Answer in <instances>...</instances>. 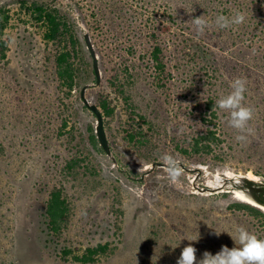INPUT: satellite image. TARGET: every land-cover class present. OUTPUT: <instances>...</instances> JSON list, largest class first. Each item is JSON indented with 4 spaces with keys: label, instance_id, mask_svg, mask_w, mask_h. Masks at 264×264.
I'll list each match as a JSON object with an SVG mask.
<instances>
[{
    "label": "rangeland",
    "instance_id": "1",
    "mask_svg": "<svg viewBox=\"0 0 264 264\" xmlns=\"http://www.w3.org/2000/svg\"><path fill=\"white\" fill-rule=\"evenodd\" d=\"M32 3L56 8L81 42L72 91L57 78L56 47L28 12ZM0 8L11 17L0 35L8 44L7 59L0 58V264H80L73 256L99 244L109 249L94 264H177L188 244L197 260L232 248L238 226L264 238L258 220L230 209L250 204L235 196L247 185L236 188L237 178L264 185V0H0ZM233 10L245 13L244 23L214 25ZM201 15L212 26L198 33L191 18ZM85 34L98 57L99 84ZM156 45L165 65L160 76ZM236 77L246 78L245 103L253 109L246 142L236 140L227 110L214 106ZM86 85L104 117L111 156L91 140L97 119L81 99ZM210 102L222 143L196 155L194 139L214 128L202 121L210 119ZM132 127L144 145L128 141ZM166 154L183 162L176 182L153 167ZM54 187L64 190L70 214L50 243L42 222Z\"/></svg>",
    "mask_w": 264,
    "mask_h": 264
},
{
    "label": "trees",
    "instance_id": "2",
    "mask_svg": "<svg viewBox=\"0 0 264 264\" xmlns=\"http://www.w3.org/2000/svg\"><path fill=\"white\" fill-rule=\"evenodd\" d=\"M25 1H22V7H26ZM28 12L31 13L39 27H43L44 39L48 43H52L56 47L55 53H53V64L57 78L62 87L69 91H72L77 83V71L75 60L77 59L79 49L81 48V42L76 36L71 26L67 23L64 17L59 13L56 8H50L45 4L32 3L27 7ZM9 10L0 8V35H3L10 22ZM8 44L5 40L0 39V58L2 60L7 59ZM162 50L160 46L156 45L153 48V61L156 63V69L159 70V76L165 73V65L161 61ZM51 56V58H52ZM95 75L94 69L92 70ZM96 83V77H95ZM100 107L104 110L105 115L111 116L113 109L105 100H100ZM208 110L210 111V119L203 118V122L214 128H208L206 132L199 134L193 142L191 149L196 155L210 154L221 143V139L218 136L216 124L214 119L217 118V114L214 110L212 102L208 104ZM85 108H87L85 106ZM143 117V116H142ZM90 137L95 145H98L95 130L90 127ZM142 133L133 127L127 130V139L134 146L137 144L144 145L141 141ZM144 143V144H143ZM103 151L102 148H100ZM230 209L233 211L245 212L254 217L264 227V212L256 207L247 203L234 202L230 205ZM70 214V204L64 190L59 187H54L49 194L48 200L43 213V233L46 235L48 242L53 243L55 237H59L67 223ZM109 246L107 244H99L97 247L88 248L86 253L82 256H73V262L80 264H94L98 257L107 253ZM64 256L70 255V252L65 250ZM66 261V258H64Z\"/></svg>",
    "mask_w": 264,
    "mask_h": 264
},
{
    "label": "clouds",
    "instance_id": "3",
    "mask_svg": "<svg viewBox=\"0 0 264 264\" xmlns=\"http://www.w3.org/2000/svg\"><path fill=\"white\" fill-rule=\"evenodd\" d=\"M245 19V13L233 10L229 15L218 14L215 17L214 25L220 29H227L232 25L244 23ZM191 22L196 26L198 33H203L206 28L212 26L203 15L191 18ZM230 87L231 91L227 95L221 96L214 106L220 110H227L228 124L239 131L236 140L246 142L248 134L251 133V128L248 126L249 121L253 118V109L245 103L247 80L244 77H236ZM162 160V167L166 169L168 178L170 181L176 182L185 171L183 162L171 154L164 155ZM216 234L220 233L216 232ZM199 238L198 233L197 238L187 240L198 241ZM234 245L232 248L222 246L216 254L205 251L202 258L197 260V249L192 244H188L183 248L177 259V264H264V238L243 226H238Z\"/></svg>",
    "mask_w": 264,
    "mask_h": 264
},
{
    "label": "water",
    "instance_id": "4",
    "mask_svg": "<svg viewBox=\"0 0 264 264\" xmlns=\"http://www.w3.org/2000/svg\"><path fill=\"white\" fill-rule=\"evenodd\" d=\"M85 39V43L87 46V49L90 52V55L92 57L93 60V69L95 72V77H96V84H99L101 81V72H100V67H99V63H98V57L96 55V51L94 49V46L91 42V38L89 34H85L84 36ZM88 89V85L84 86L81 90V99L83 101V104L95 115L96 119H97V126L95 128V133L97 136V139L99 141V144L101 146V148L106 152V154L108 156H111V148L106 136V132L104 129V117L102 115V112L100 111L99 107L96 104H91L90 101L88 100V98L86 97V90ZM163 163H157V164H153V167L159 166L162 167ZM241 184H235L236 188L241 189L242 188V184H245V182H250L251 184H257L255 181L250 180L247 177H239L237 178ZM227 182H234V180L232 178L228 179ZM210 192H214V190H209ZM262 188H255L253 186L249 187V191H241L245 194H247L250 198H252V200L256 203V207H261L264 206V202L259 201L258 199H256L253 194L256 192H261ZM204 192V191H203ZM251 204V203H250ZM253 205V204H252Z\"/></svg>",
    "mask_w": 264,
    "mask_h": 264
},
{
    "label": "flooded vegetation",
    "instance_id": "5",
    "mask_svg": "<svg viewBox=\"0 0 264 264\" xmlns=\"http://www.w3.org/2000/svg\"><path fill=\"white\" fill-rule=\"evenodd\" d=\"M247 185L245 187L246 191H249V187L253 186L255 188H262L261 192H256L253 196L261 202H264V185L263 184H251L250 182H245Z\"/></svg>",
    "mask_w": 264,
    "mask_h": 264
},
{
    "label": "bare ground",
    "instance_id": "6",
    "mask_svg": "<svg viewBox=\"0 0 264 264\" xmlns=\"http://www.w3.org/2000/svg\"><path fill=\"white\" fill-rule=\"evenodd\" d=\"M250 178H253V179H256L257 177H250ZM235 196L237 197V199H240L242 201H245V202H248V203H251L253 205H256V203L252 200V198H250L247 194L241 192V191H237ZM257 206V205H256ZM263 210H264V207H262Z\"/></svg>",
    "mask_w": 264,
    "mask_h": 264
}]
</instances>
